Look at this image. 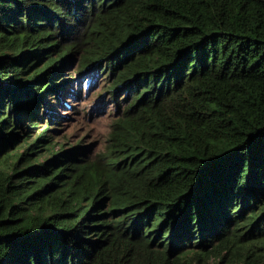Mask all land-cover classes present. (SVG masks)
I'll list each match as a JSON object with an SVG mask.
<instances>
[{"label":"trees","instance_id":"obj_1","mask_svg":"<svg viewBox=\"0 0 264 264\" xmlns=\"http://www.w3.org/2000/svg\"><path fill=\"white\" fill-rule=\"evenodd\" d=\"M0 264H264V0H0Z\"/></svg>","mask_w":264,"mask_h":264},{"label":"rangeland","instance_id":"obj_2","mask_svg":"<svg viewBox=\"0 0 264 264\" xmlns=\"http://www.w3.org/2000/svg\"><path fill=\"white\" fill-rule=\"evenodd\" d=\"M78 62L79 60L75 61V63ZM104 75L103 73V77ZM106 80L104 78L101 81L100 87L90 96H86L87 98L84 100L80 99L72 103L74 107L67 109L63 113L64 115H69V119L63 123L64 126L61 127L63 132L57 136L56 149L61 147L66 151L81 146L93 149L92 153L94 155L104 149L107 135L110 133V124L116 119L118 114L120 117V107L123 106V103L111 101L108 95H106L102 104L98 106V95H104L108 91L107 84H105L107 82ZM85 90H87L86 85H84ZM43 123L35 129L34 135L39 136L41 134V131L44 129V126L42 127ZM52 127L57 128L55 125H52Z\"/></svg>","mask_w":264,"mask_h":264},{"label":"clouds","instance_id":"obj_3","mask_svg":"<svg viewBox=\"0 0 264 264\" xmlns=\"http://www.w3.org/2000/svg\"><path fill=\"white\" fill-rule=\"evenodd\" d=\"M86 87L88 88V85L86 84Z\"/></svg>","mask_w":264,"mask_h":264}]
</instances>
